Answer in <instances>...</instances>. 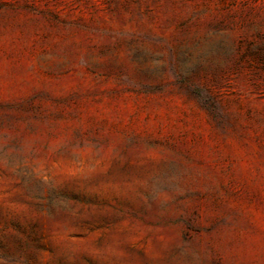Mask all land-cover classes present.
<instances>
[{
	"label": "rangeland",
	"instance_id": "obj_1",
	"mask_svg": "<svg viewBox=\"0 0 264 264\" xmlns=\"http://www.w3.org/2000/svg\"><path fill=\"white\" fill-rule=\"evenodd\" d=\"M0 264H264V0H0Z\"/></svg>",
	"mask_w": 264,
	"mask_h": 264
}]
</instances>
